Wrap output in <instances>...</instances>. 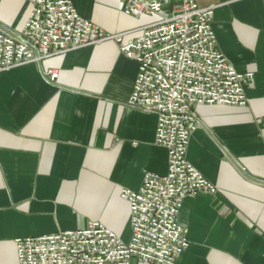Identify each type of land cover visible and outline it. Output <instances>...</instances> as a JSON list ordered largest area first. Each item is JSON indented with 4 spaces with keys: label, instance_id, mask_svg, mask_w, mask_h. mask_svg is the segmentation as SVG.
Segmentation results:
<instances>
[{
    "label": "crops",
    "instance_id": "obj_1",
    "mask_svg": "<svg viewBox=\"0 0 264 264\" xmlns=\"http://www.w3.org/2000/svg\"><path fill=\"white\" fill-rule=\"evenodd\" d=\"M28 1L0 0V27L19 30ZM72 1L103 32L124 34L123 43L153 21L128 15L121 0ZM195 2L215 6L217 49L253 77L245 106L197 108L186 157L217 192L184 199L176 220L189 246L175 264H264V0ZM136 74L113 40L0 73V264H16L17 238L92 221L128 240L120 190L167 169L166 150L154 143L156 115L127 105Z\"/></svg>",
    "mask_w": 264,
    "mask_h": 264
},
{
    "label": "built area",
    "instance_id": "obj_2",
    "mask_svg": "<svg viewBox=\"0 0 264 264\" xmlns=\"http://www.w3.org/2000/svg\"><path fill=\"white\" fill-rule=\"evenodd\" d=\"M128 15L149 17L138 35L109 34L82 17L72 0H29L19 30L0 27V73L38 64L56 55L113 40L137 63L127 105L156 115L154 143L167 155L162 175L146 172L136 190L119 196L129 209V238L98 221L76 230L13 241L16 264H175L188 248L187 231L176 216L184 199L217 188L186 157L190 135L199 127L197 108L245 106L252 73H238L217 49L211 21L215 6L195 0H121ZM54 81L58 71L47 72Z\"/></svg>",
    "mask_w": 264,
    "mask_h": 264
}]
</instances>
